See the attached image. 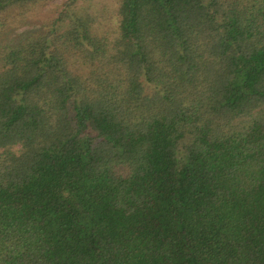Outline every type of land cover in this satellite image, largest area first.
I'll return each instance as SVG.
<instances>
[{
  "label": "trees",
  "instance_id": "16d2710c",
  "mask_svg": "<svg viewBox=\"0 0 264 264\" xmlns=\"http://www.w3.org/2000/svg\"><path fill=\"white\" fill-rule=\"evenodd\" d=\"M0 264H264V0H0Z\"/></svg>",
  "mask_w": 264,
  "mask_h": 264
},
{
  "label": "rangeland",
  "instance_id": "374dc122",
  "mask_svg": "<svg viewBox=\"0 0 264 264\" xmlns=\"http://www.w3.org/2000/svg\"><path fill=\"white\" fill-rule=\"evenodd\" d=\"M53 1H54V3H57V2H59V1H61V0H53ZM45 10H46V8H45ZM44 12H45V11L43 10V12H42L41 15H43ZM32 19H35V18H32ZM36 21H37V20H36ZM27 26H32V25H31V24H30V25H23V26L17 28V29L15 30V31H16L15 33L20 32V31L26 29ZM8 37H10V36H8ZM6 38H7V37H6Z\"/></svg>",
  "mask_w": 264,
  "mask_h": 264
}]
</instances>
